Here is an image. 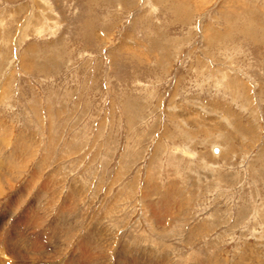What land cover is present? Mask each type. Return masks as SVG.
Masks as SVG:
<instances>
[{
  "label": "rangeland",
  "instance_id": "1",
  "mask_svg": "<svg viewBox=\"0 0 264 264\" xmlns=\"http://www.w3.org/2000/svg\"><path fill=\"white\" fill-rule=\"evenodd\" d=\"M0 262L264 264V0H0Z\"/></svg>",
  "mask_w": 264,
  "mask_h": 264
},
{
  "label": "bare ground",
  "instance_id": "2",
  "mask_svg": "<svg viewBox=\"0 0 264 264\" xmlns=\"http://www.w3.org/2000/svg\"><path fill=\"white\" fill-rule=\"evenodd\" d=\"M31 15V14H30ZM42 193V192H41ZM44 194V193H42ZM42 198V197H41ZM38 199V198H37ZM40 199V198H39ZM11 216V215H10ZM61 216V215H60ZM58 217V216H57ZM5 218V217H4ZM62 219V218H61ZM59 220V219H58ZM53 222V221H52ZM56 223V222H55ZM56 226V225H55ZM27 230V229H26ZM27 232V231H26ZM5 233V232H4ZM12 239V238H11ZM14 240V239H13ZM22 240V239H21ZM26 241V240H25ZM12 244V243H11ZM51 244V243H50ZM39 245V244H38ZM10 246V245H9ZM12 246V245H11ZM32 246V245H31ZM37 246V244L35 245ZM16 248V250H15ZM11 252L13 253L14 257H19L20 256V252L19 249H17L16 245L14 244V248L11 247L10 248ZM22 249V248H21ZM7 250V249H6ZM49 252V251H48ZM45 253V252H44ZM30 254V253H29ZM42 254V253H41ZM24 255V252H23ZM31 255V254H30ZM37 254L33 253V256L35 257ZM12 256V255H11ZM26 256V255H25ZM31 257V256H30ZM12 260V259H11ZM66 263V262H65ZM0 264H18L17 262H0ZM24 264H50L48 262H24ZM52 264H62V262H52Z\"/></svg>",
  "mask_w": 264,
  "mask_h": 264
},
{
  "label": "water",
  "instance_id": "3",
  "mask_svg": "<svg viewBox=\"0 0 264 264\" xmlns=\"http://www.w3.org/2000/svg\"><path fill=\"white\" fill-rule=\"evenodd\" d=\"M216 151H217V149H216Z\"/></svg>",
  "mask_w": 264,
  "mask_h": 264
}]
</instances>
